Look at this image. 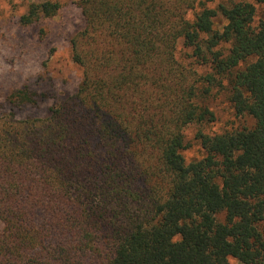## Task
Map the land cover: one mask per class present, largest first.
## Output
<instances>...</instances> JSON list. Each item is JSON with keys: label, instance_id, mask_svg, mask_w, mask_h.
<instances>
[{"label": "trees", "instance_id": "trees-1", "mask_svg": "<svg viewBox=\"0 0 264 264\" xmlns=\"http://www.w3.org/2000/svg\"><path fill=\"white\" fill-rule=\"evenodd\" d=\"M78 5L77 90L47 116L21 118L16 107L46 95L12 88L0 114V264H264V10L257 19L245 0ZM60 8L33 1L19 21ZM218 86L251 125L206 130Z\"/></svg>", "mask_w": 264, "mask_h": 264}, {"label": "rangeland", "instance_id": "rangeland-1", "mask_svg": "<svg viewBox=\"0 0 264 264\" xmlns=\"http://www.w3.org/2000/svg\"><path fill=\"white\" fill-rule=\"evenodd\" d=\"M33 1L42 0H0V114L10 111L6 101L10 90L27 86L46 97L39 98L37 105L16 107L17 117L47 116L55 103L77 90L83 78L82 68L73 61L71 49V38L84 26L79 0H55L61 8L54 17L24 26L19 17ZM245 1L256 4L259 19L264 6L255 0ZM227 91L218 86L207 100L216 113L215 121L205 125L209 132L252 124L251 117L235 116ZM197 127L194 124L188 128L191 139ZM199 148L195 141L185 155L190 159L198 154ZM2 226L0 221V229ZM230 261L243 264L236 258Z\"/></svg>", "mask_w": 264, "mask_h": 264}]
</instances>
